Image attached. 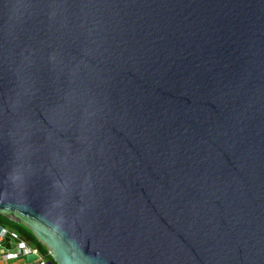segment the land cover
Returning <instances> with one entry per match:
<instances>
[{"label": "water", "instance_id": "water-1", "mask_svg": "<svg viewBox=\"0 0 264 264\" xmlns=\"http://www.w3.org/2000/svg\"><path fill=\"white\" fill-rule=\"evenodd\" d=\"M0 212L57 264H264V0H0Z\"/></svg>", "mask_w": 264, "mask_h": 264}, {"label": "built area", "instance_id": "built-area-1", "mask_svg": "<svg viewBox=\"0 0 264 264\" xmlns=\"http://www.w3.org/2000/svg\"><path fill=\"white\" fill-rule=\"evenodd\" d=\"M0 249L6 259L35 254L37 255L36 264H57L52 259V250L49 247L46 254L42 253L39 248L28 244L17 231L2 225H0Z\"/></svg>", "mask_w": 264, "mask_h": 264}, {"label": "trees", "instance_id": "trees-1", "mask_svg": "<svg viewBox=\"0 0 264 264\" xmlns=\"http://www.w3.org/2000/svg\"><path fill=\"white\" fill-rule=\"evenodd\" d=\"M0 225L5 226L11 230L17 231L28 244L39 248L42 253L46 254L48 250L47 245L37 237V235L32 231V229H30L21 221L17 219L14 220L8 215H5L4 213L0 212Z\"/></svg>", "mask_w": 264, "mask_h": 264}, {"label": "crops", "instance_id": "crops-1", "mask_svg": "<svg viewBox=\"0 0 264 264\" xmlns=\"http://www.w3.org/2000/svg\"><path fill=\"white\" fill-rule=\"evenodd\" d=\"M9 217L16 220L12 216ZM0 264H36V262L35 259L33 261H28L26 256H21L15 259H6L3 255V251L0 249Z\"/></svg>", "mask_w": 264, "mask_h": 264}]
</instances>
